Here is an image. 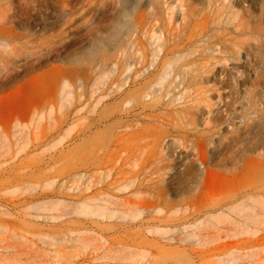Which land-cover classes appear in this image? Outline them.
Instances as JSON below:
<instances>
[{
	"label": "rangeland",
	"instance_id": "obj_1",
	"mask_svg": "<svg viewBox=\"0 0 264 264\" xmlns=\"http://www.w3.org/2000/svg\"><path fill=\"white\" fill-rule=\"evenodd\" d=\"M0 264H264V0H0Z\"/></svg>",
	"mask_w": 264,
	"mask_h": 264
},
{
	"label": "bare ground",
	"instance_id": "obj_2",
	"mask_svg": "<svg viewBox=\"0 0 264 264\" xmlns=\"http://www.w3.org/2000/svg\"><path fill=\"white\" fill-rule=\"evenodd\" d=\"M11 18V17H10ZM28 49V48H27ZM240 200V199H239ZM235 201V200H234ZM229 203V202H228ZM261 206V205H260ZM216 211V210H215Z\"/></svg>",
	"mask_w": 264,
	"mask_h": 264
}]
</instances>
